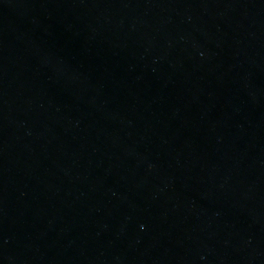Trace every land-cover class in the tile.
<instances>
[{"label": "water", "instance_id": "95a60500", "mask_svg": "<svg viewBox=\"0 0 264 264\" xmlns=\"http://www.w3.org/2000/svg\"><path fill=\"white\" fill-rule=\"evenodd\" d=\"M0 264H264V0H0Z\"/></svg>", "mask_w": 264, "mask_h": 264}]
</instances>
